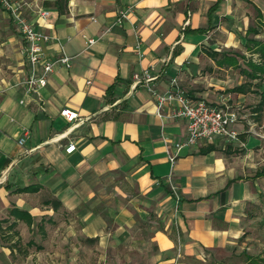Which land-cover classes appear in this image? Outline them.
<instances>
[{"label":"crops","instance_id":"1","mask_svg":"<svg viewBox=\"0 0 264 264\" xmlns=\"http://www.w3.org/2000/svg\"><path fill=\"white\" fill-rule=\"evenodd\" d=\"M17 1L53 36L43 61L72 60L28 93L26 41L0 8V264H182L231 252L264 194V135L238 111L255 93L241 61L255 55L245 34L264 0ZM146 67L159 90L175 77L193 99L237 109V136L184 146L171 164L186 120L171 105L158 114L132 83Z\"/></svg>","mask_w":264,"mask_h":264},{"label":"built area","instance_id":"2","mask_svg":"<svg viewBox=\"0 0 264 264\" xmlns=\"http://www.w3.org/2000/svg\"><path fill=\"white\" fill-rule=\"evenodd\" d=\"M22 4L17 0H0V8H3L18 27L26 41V62L28 74L22 80L28 93L38 94V90L47 82L48 72L53 68L55 62L68 64L72 56H61L55 60L43 61V42L49 41L53 36L37 30L31 22L23 15ZM130 7L119 11L117 21L125 19ZM48 11L41 10L40 15L45 17ZM92 41V40H91ZM138 47V46H137ZM158 73L152 67L143 68L140 72L132 75L133 84H141L155 97L158 114L164 106L171 105L173 109L171 116L184 118L186 120V134L174 143L175 150H167L169 161L174 163L178 151L184 146L195 145L198 141H211L215 137H226L229 139L237 136L233 125L238 121L237 109L227 103L217 104L204 99H193L187 91L179 84L177 78H172L166 90L155 87L154 81ZM90 82V81H88ZM24 100H21V102ZM60 114L69 122L76 121L77 112L63 107ZM24 138H19L17 144L22 145ZM74 149V144H69L66 151Z\"/></svg>","mask_w":264,"mask_h":264},{"label":"rangeland","instance_id":"3","mask_svg":"<svg viewBox=\"0 0 264 264\" xmlns=\"http://www.w3.org/2000/svg\"><path fill=\"white\" fill-rule=\"evenodd\" d=\"M246 57L257 60L258 54L255 53L253 56L247 54ZM241 63L246 66L245 61H241ZM248 78L247 75L243 77L250 81ZM250 90L249 92L255 93L243 107L238 108V111L245 113L252 119V122H255L252 126L253 130L264 135V99L262 100L260 93L262 88L255 86ZM256 204L248 213L245 232L239 240V244L231 252L212 254L205 260L184 256L182 264H262L264 258V194Z\"/></svg>","mask_w":264,"mask_h":264},{"label":"trees","instance_id":"4","mask_svg":"<svg viewBox=\"0 0 264 264\" xmlns=\"http://www.w3.org/2000/svg\"><path fill=\"white\" fill-rule=\"evenodd\" d=\"M61 1V0H57ZM65 1V0H63ZM58 3V2H57ZM256 10V17L257 24L249 26L246 30V39L245 44L248 50L251 51V53H257L258 59L255 60L252 57L248 58L246 61V65L249 67V69L246 71V75L251 79V82H249V86L253 84V80H255L254 85L256 87L262 88L260 91L262 100L264 99V14L261 13V11L255 7ZM262 34L261 38H257L256 35ZM251 35V36H250ZM234 90L237 91H245V85L240 84L234 88ZM261 100V101H262ZM261 104L258 106L260 108ZM256 111V110H255ZM258 174L264 175V165L262 169L258 172ZM12 212H14V215L19 217L20 219L25 220L28 224L31 223L32 217L25 211L20 210L18 208H12ZM38 247V246H37ZM264 264V258L262 259Z\"/></svg>","mask_w":264,"mask_h":264}]
</instances>
